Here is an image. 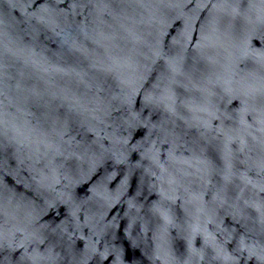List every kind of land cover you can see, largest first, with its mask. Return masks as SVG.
Here are the masks:
<instances>
[{"label":"water","instance_id":"obj_1","mask_svg":"<svg viewBox=\"0 0 264 264\" xmlns=\"http://www.w3.org/2000/svg\"><path fill=\"white\" fill-rule=\"evenodd\" d=\"M0 264H264V0H0Z\"/></svg>","mask_w":264,"mask_h":264}]
</instances>
